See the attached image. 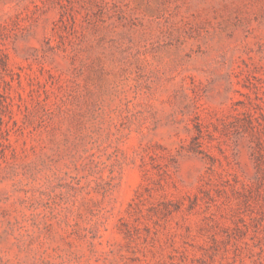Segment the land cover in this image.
Returning a JSON list of instances; mask_svg holds the SVG:
<instances>
[{
    "label": "rangeland",
    "instance_id": "1",
    "mask_svg": "<svg viewBox=\"0 0 264 264\" xmlns=\"http://www.w3.org/2000/svg\"><path fill=\"white\" fill-rule=\"evenodd\" d=\"M0 264H264V0H0Z\"/></svg>",
    "mask_w": 264,
    "mask_h": 264
}]
</instances>
